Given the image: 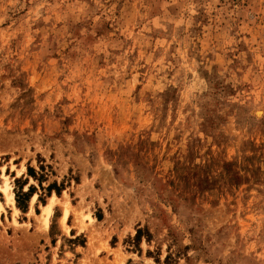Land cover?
<instances>
[{"label":"rangeland","instance_id":"obj_1","mask_svg":"<svg viewBox=\"0 0 264 264\" xmlns=\"http://www.w3.org/2000/svg\"><path fill=\"white\" fill-rule=\"evenodd\" d=\"M0 203V264H264V0H0Z\"/></svg>","mask_w":264,"mask_h":264},{"label":"bare ground","instance_id":"obj_2","mask_svg":"<svg viewBox=\"0 0 264 264\" xmlns=\"http://www.w3.org/2000/svg\"><path fill=\"white\" fill-rule=\"evenodd\" d=\"M2 191L3 193L5 194L6 196V200L11 202L12 203V193L9 192V189H8V184L5 183V185L2 186ZM34 198L35 196H32L31 198V202L34 201ZM55 199H56V196L54 194H51L49 196V199H48V202L42 206V212H41V217H42V220H43V223L44 224H47L48 222V218L52 212V206H53V203L55 202ZM0 209H1V203H0ZM66 210V208H65ZM65 217H66V211H64L62 217H61V221L64 222L65 221Z\"/></svg>","mask_w":264,"mask_h":264},{"label":"trees","instance_id":"obj_3","mask_svg":"<svg viewBox=\"0 0 264 264\" xmlns=\"http://www.w3.org/2000/svg\"><path fill=\"white\" fill-rule=\"evenodd\" d=\"M28 170L30 171L31 169L29 168ZM22 194H23V196H25L27 198V194H25V193H22ZM16 201H17V205L21 208V210L25 211L24 206H21L20 197L18 194H16Z\"/></svg>","mask_w":264,"mask_h":264}]
</instances>
